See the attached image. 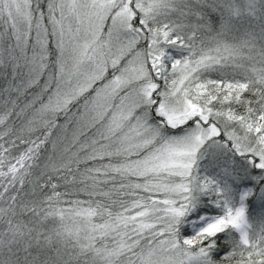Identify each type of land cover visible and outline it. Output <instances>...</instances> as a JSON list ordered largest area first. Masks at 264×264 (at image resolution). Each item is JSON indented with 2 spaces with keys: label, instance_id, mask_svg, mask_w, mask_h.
Masks as SVG:
<instances>
[{
  "label": "snow or ice",
  "instance_id": "1",
  "mask_svg": "<svg viewBox=\"0 0 264 264\" xmlns=\"http://www.w3.org/2000/svg\"><path fill=\"white\" fill-rule=\"evenodd\" d=\"M0 264H264V0H0Z\"/></svg>",
  "mask_w": 264,
  "mask_h": 264
}]
</instances>
